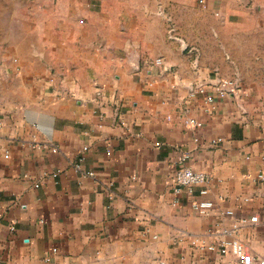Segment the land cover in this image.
I'll use <instances>...</instances> for the list:
<instances>
[{
    "label": "crops",
    "instance_id": "crops-1",
    "mask_svg": "<svg viewBox=\"0 0 264 264\" xmlns=\"http://www.w3.org/2000/svg\"><path fill=\"white\" fill-rule=\"evenodd\" d=\"M240 1L70 0L41 42L0 47V264H264V57L209 12ZM217 78L243 89L189 96ZM182 166L208 181L177 195Z\"/></svg>",
    "mask_w": 264,
    "mask_h": 264
},
{
    "label": "rangeland",
    "instance_id": "rangeland-1",
    "mask_svg": "<svg viewBox=\"0 0 264 264\" xmlns=\"http://www.w3.org/2000/svg\"><path fill=\"white\" fill-rule=\"evenodd\" d=\"M69 1L0 0V47L13 50L14 46H18L24 53L30 42H41L48 29L44 24L45 20L60 15L59 10ZM197 3L198 12L202 10L203 13L207 9V0H197ZM209 12L213 21V33L218 39L228 41L241 56L245 55V45L248 43L255 47L253 53L257 58L264 57V2L258 4L255 0H242L237 5L226 3V7L218 3ZM185 29L189 30V27ZM168 31L170 37L179 38L174 22ZM190 48L192 51L195 49L191 46L187 50L191 51ZM231 80L237 83L235 92L242 91V80Z\"/></svg>",
    "mask_w": 264,
    "mask_h": 264
},
{
    "label": "built area",
    "instance_id": "built-area-1",
    "mask_svg": "<svg viewBox=\"0 0 264 264\" xmlns=\"http://www.w3.org/2000/svg\"><path fill=\"white\" fill-rule=\"evenodd\" d=\"M173 37H176L172 35ZM181 44L187 49L189 47L188 44L181 41ZM192 51V48H190ZM156 64L160 65L163 63L162 58H157L154 61ZM237 87V83L231 79L217 78L210 82H197L191 84L189 87L190 97H195L197 94L202 93L206 94V98L208 102H214V96L226 97L229 96L232 92H235V88ZM211 91H215L211 93ZM103 92L101 89L97 91V95H102ZM216 94V95H215ZM170 118V117H169ZM46 147H50L48 143H45ZM52 151H57L58 148L56 146L51 145ZM190 154L185 155L183 160L187 159ZM89 174L93 175L94 172H89ZM261 178L264 179V174H261ZM209 179V174L197 170L191 166H182L178 168L173 176L175 192L177 195H180L183 188H188L189 190H194L196 186H201L206 183ZM209 190L207 187H202L199 191L200 198L193 201V207L195 210L201 214H209L212 209L215 207V202L207 197ZM227 214L234 215L235 212L233 210H227ZM235 227H238L236 225ZM221 245L223 247V251L231 250L238 260L243 263H246V251L245 246L239 239L233 240H222ZM160 264H166L164 261H161Z\"/></svg>",
    "mask_w": 264,
    "mask_h": 264
}]
</instances>
